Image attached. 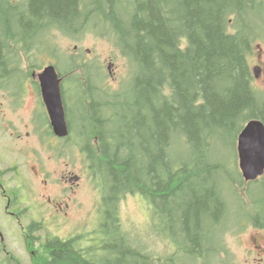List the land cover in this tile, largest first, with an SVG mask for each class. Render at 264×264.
Returning <instances> with one entry per match:
<instances>
[{"label": "trees", "instance_id": "16d2710c", "mask_svg": "<svg viewBox=\"0 0 264 264\" xmlns=\"http://www.w3.org/2000/svg\"><path fill=\"white\" fill-rule=\"evenodd\" d=\"M54 30L70 37L91 30L133 66L129 85L112 101L100 103L95 93H85L86 85L83 92L81 79L71 84L81 113L72 135L109 195L93 245L40 237L42 224L33 222L23 231L30 264H201L204 258L212 264L232 210L245 217L250 210L264 227V178L240 195L237 155L235 165L220 162L248 121L264 122V93L254 88L248 62L264 37V0H0V62L3 54L22 59L33 53L42 37L50 47ZM177 96L183 104L175 115L155 111L161 100ZM149 111V120L138 117ZM178 131L184 135L177 149L186 156L168 159L161 150ZM126 194L148 203L152 233L171 251L157 255L141 245L144 236L123 226L118 204ZM29 211L11 210L20 216ZM8 241L4 254L13 245Z\"/></svg>", "mask_w": 264, "mask_h": 264}, {"label": "rangeland", "instance_id": "374dc122", "mask_svg": "<svg viewBox=\"0 0 264 264\" xmlns=\"http://www.w3.org/2000/svg\"><path fill=\"white\" fill-rule=\"evenodd\" d=\"M42 39V48L41 49H49L48 56H46L45 51L41 53L40 62H49L54 61L56 57L54 54H57V58L60 61L62 67L67 66V60L65 57H68V60L72 61V58L79 62L80 64H85L86 66L95 67L96 71L100 78L106 77V83L109 88L114 91L117 90L121 83L128 79L130 73V64L126 57H124L119 49L114 45V43L108 39L100 37L96 33L89 30L88 33L83 35H76L74 37H70L64 35L62 32L54 30L51 35L52 44L48 47L44 41V37ZM77 47V49H76ZM39 49V50H41ZM39 50L33 51V54H40ZM253 52L250 53L251 66L259 64L262 68V76L260 79L255 81V86L259 90H264V39L258 40L256 44L253 46ZM65 57H64V56ZM260 57V63H258V58ZM24 62L28 63V59L24 56ZM113 62L114 66L112 72L114 75H111L108 72L109 64ZM3 77L9 76L11 79V85H15L19 83L18 77L10 74H0ZM27 96H32L29 92ZM78 97L77 91L72 90L69 95V99L71 102V120L77 129L80 120L76 116H80L81 113L76 110L77 103L76 98ZM0 99L4 100L2 97ZM11 99V98H10ZM27 103L26 107L22 108V111H17L18 116L13 115L12 121L17 129L22 126H27V122L23 123L24 118H29V108L32 103L31 98L26 97ZM10 101L4 100L3 107L0 100V115L6 119L9 116V109L7 105ZM19 108V107H18ZM13 110V107H11ZM3 115H2V112ZM22 119V120H21ZM8 124V123H6ZM13 124V125H14ZM31 131V129H29ZM22 131V128L15 131ZM7 132V131H6ZM12 131H8L11 133ZM27 135L25 132L21 134V139L17 140V136L14 137L13 142L11 141V137L7 134L0 133V166L8 167L10 164L15 162L16 160L19 163H23V161H29L32 166H34L36 171L40 170L47 176L53 175H61L68 173H75L77 175H81L83 177V184L80 188L77 186L74 190L78 193L77 197L79 198V202L82 204L81 208L72 210H68L69 219L73 220L72 224H64V226L59 227L58 223H55L53 220V215L50 210H30L29 216L31 219L35 220L36 215L39 218L45 217V222L47 223V227L52 230V232L59 237H66L69 234V230L71 227H93L95 225L97 219V209L98 207V198L97 189H92L87 186L88 182L91 180L87 178L86 172L83 168L87 166L86 157L84 153H82L79 146L71 140L68 144L64 146H58L59 150L49 159L51 156V145L52 141L45 142L43 137L39 135H34L32 132ZM18 135V134H16ZM9 140V141H8ZM229 151V157L227 159H223L220 162L222 164H227L229 166L235 165L236 161V147L233 145L225 146ZM178 158H182L186 156V151L177 149ZM213 163V162H211ZM41 173V174H42ZM235 176H237L236 168L233 170ZM50 179V178H48ZM219 179V177H216ZM30 187L34 193V196L37 200H41L40 196L43 194L52 195L53 199L55 195H60L61 191H59L58 184H52L51 180L48 185L44 186V184H40V182L28 180ZM247 187V183L242 181V185L240 187L239 194L243 195L242 190ZM248 188V187H247ZM70 193L73 195L71 190H69V194L65 197H68ZM255 195L259 194V190L254 192ZM61 196H63L61 194ZM1 197V196H0ZM34 199V197L32 198ZM37 202V201H36ZM230 202L234 203L235 200L230 198ZM3 204L4 202L0 199V230L2 231L4 237L8 241L9 238H12L14 235L15 245H12V249L14 253L12 255H6L2 252L1 246L5 244V241H2L0 236V264H30V260L28 255L25 252V247L21 240L20 228H18L17 223L11 217L6 215L3 212ZM40 213H39V212ZM233 219L234 221L239 220V210H232V214L230 215L229 220ZM120 219L126 228H128L131 232L136 234H140L143 237L142 244L143 246H148L149 248L155 250L157 255L164 254L166 251H171L169 248L170 244L161 238L154 236L152 230L149 226L150 222V212L148 204L143 200V198H139L138 196H129L127 199H124L120 209ZM29 222V220L27 221ZM26 222V223H27ZM230 227H234L233 229H229ZM240 227V228H239ZM228 232L224 234V245L229 253V258H232L234 264H264V257L259 255V253L252 251V245L250 244V237L256 234V230L248 224V222L244 224H231L228 226ZM85 234V233H83ZM264 247V242H260ZM260 245V244H259ZM148 248V249H149ZM154 251V253H155ZM11 262H9L10 260ZM214 259V258H213ZM219 263V260L216 261V264Z\"/></svg>", "mask_w": 264, "mask_h": 264}, {"label": "flooded vegetation", "instance_id": "af4514ba", "mask_svg": "<svg viewBox=\"0 0 264 264\" xmlns=\"http://www.w3.org/2000/svg\"><path fill=\"white\" fill-rule=\"evenodd\" d=\"M23 66L24 67L30 66L32 68L30 63L23 64ZM15 67L16 64L12 61V57L9 61L1 60L0 62V68L3 71H7V73L10 75L11 72L15 69ZM18 80H19L18 84L11 85L10 83L11 79L9 78V76L0 79V97H2L4 100L10 101L9 104L7 105V108L9 109V116L6 119L4 118L3 112L1 111L3 116L0 115V133H4L5 135L7 134L11 135L10 142H13L15 136H17V140L21 139L20 135L23 134L24 132L27 135L31 134L30 132H32L36 136L41 134L42 132L53 134L51 122L45 104L43 102L39 81L36 79L26 80L23 78H18ZM29 92L32 94V96H27ZM62 93H63V87H62ZM26 97H29L32 100V103L30 104V108H29V118L26 119L23 116L21 117L24 118V121H22L23 123L28 121L27 126H22L17 129V127L15 126L16 124H14V122L12 121V117L13 115L18 116L17 111L18 110L22 111L21 109L23 107L24 108L26 107V103H27ZM0 100L2 103V108H4L3 107L4 100L2 99ZM11 107H13V110H11ZM68 127H69V131L71 132V126L69 122H68ZM20 128H22L21 132L20 131L15 132ZM29 129H31V131ZM8 131H12V132L8 133ZM60 141H62V139H57V137L55 136L53 137V144L51 143L52 146L51 151H53L57 147ZM0 153L3 154L4 152L2 151ZM53 156L54 154H51L49 159ZM35 169L36 168L32 166L28 160L23 161V163H19L16 160L15 162H13L12 165L10 164V166L8 167L0 166V194H1L0 199L5 204L3 205L4 210H50L52 212L54 222L58 223L59 227L64 226V224L73 225L74 219L73 220L69 219L68 210H72V208L79 209L82 206V204L79 202V198L77 197L78 193L74 190V188L76 186L78 188L81 187V185L83 184L82 181L84 175L83 176L77 175L73 172L64 175L63 174L53 175L49 177L44 173H42L40 170L36 171ZM83 169L87 173V175L85 176L91 179V181L88 182L87 186L90 187L91 189H94L96 177L90 174V172L92 171L91 167L87 166L86 170L85 168ZM28 180L36 181L38 183L40 182V184H44V186L48 185L49 181L51 180L52 184H56V183L58 184L57 188L59 189V191H61V194L63 196H61V194L55 195V198L53 199L52 198L53 196L49 195L48 193L41 195L40 196L41 200H37L30 187V184L28 183ZM5 181L7 182V184L11 183L12 186L8 185L9 189H7L6 186L4 185ZM69 190H71L73 195L70 193L68 197H65L69 194ZM97 194L99 195L97 206H99L102 202V197L100 193ZM33 197L34 199H32ZM7 214L11 215L18 225L20 224L22 216H20L19 213L7 212ZM41 220H42L41 236L46 237L48 235L47 230L49 228L47 227V223L45 222V217H42ZM74 228L75 227L73 226L71 227V229ZM71 229L69 230V232L71 231ZM75 232L76 229L71 234L74 236ZM260 237L261 236H259L258 234L252 235L250 238V243L252 244L253 247L252 251L259 253V255L264 257V247L262 245H259L261 242ZM23 241H24V247L26 253L30 254L31 252L26 249V244L28 243V240L25 239V236H23ZM91 241H87L88 244L91 243Z\"/></svg>", "mask_w": 264, "mask_h": 264}, {"label": "water", "instance_id": "95a60500", "mask_svg": "<svg viewBox=\"0 0 264 264\" xmlns=\"http://www.w3.org/2000/svg\"><path fill=\"white\" fill-rule=\"evenodd\" d=\"M44 103L56 136L68 135V125L61 95V81L54 66L47 67L40 75ZM238 154L240 168L248 181L256 180L264 174V123L253 120L239 136Z\"/></svg>", "mask_w": 264, "mask_h": 264}, {"label": "bare ground", "instance_id": "6f19581e", "mask_svg": "<svg viewBox=\"0 0 264 264\" xmlns=\"http://www.w3.org/2000/svg\"><path fill=\"white\" fill-rule=\"evenodd\" d=\"M170 55H174L176 56L177 54H170ZM178 56V55H177ZM173 84L177 85L179 84L176 80H174ZM178 86V85H177ZM180 87V86H179ZM183 104V99L182 97L180 98V96H177L175 99L168 101V100H161V102H159V109L157 108L155 111H170V114L175 115V110L180 107ZM175 109V110H174ZM152 115L151 111L147 112V113H141L138 114V117L140 119H142L144 121V117L146 118V121L149 120V118H151L150 116ZM184 135V132L182 131H178L176 134H169V138H166L168 141V146L165 147L164 149L161 150L162 153L165 154V156L168 159H172L175 156L178 157V152H177V145H178V141L179 139ZM216 184H214L215 186Z\"/></svg>", "mask_w": 264, "mask_h": 264}]
</instances>
